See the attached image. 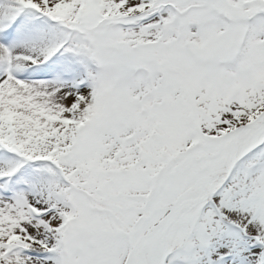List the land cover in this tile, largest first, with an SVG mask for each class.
I'll list each match as a JSON object with an SVG mask.
<instances>
[{
    "label": "snow or ice",
    "instance_id": "1",
    "mask_svg": "<svg viewBox=\"0 0 264 264\" xmlns=\"http://www.w3.org/2000/svg\"><path fill=\"white\" fill-rule=\"evenodd\" d=\"M0 264H264V0H0Z\"/></svg>",
    "mask_w": 264,
    "mask_h": 264
}]
</instances>
